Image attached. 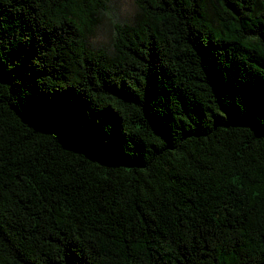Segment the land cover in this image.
I'll return each instance as SVG.
<instances>
[{
    "label": "trees",
    "instance_id": "trees-1",
    "mask_svg": "<svg viewBox=\"0 0 264 264\" xmlns=\"http://www.w3.org/2000/svg\"><path fill=\"white\" fill-rule=\"evenodd\" d=\"M0 0V264H264V0Z\"/></svg>",
    "mask_w": 264,
    "mask_h": 264
},
{
    "label": "rangeland",
    "instance_id": "rangeland-1",
    "mask_svg": "<svg viewBox=\"0 0 264 264\" xmlns=\"http://www.w3.org/2000/svg\"><path fill=\"white\" fill-rule=\"evenodd\" d=\"M136 13L135 0H112L108 12L101 18L90 39L95 46L109 49L114 42L115 24L131 22Z\"/></svg>",
    "mask_w": 264,
    "mask_h": 264
}]
</instances>
